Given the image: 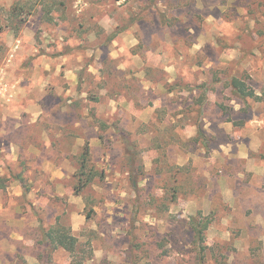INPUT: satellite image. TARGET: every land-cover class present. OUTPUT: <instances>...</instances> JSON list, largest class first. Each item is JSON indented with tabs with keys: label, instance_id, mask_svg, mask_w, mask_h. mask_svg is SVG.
I'll return each mask as SVG.
<instances>
[{
	"label": "rangeland",
	"instance_id": "obj_1",
	"mask_svg": "<svg viewBox=\"0 0 264 264\" xmlns=\"http://www.w3.org/2000/svg\"><path fill=\"white\" fill-rule=\"evenodd\" d=\"M199 212L202 264H264V0H0V264H200Z\"/></svg>",
	"mask_w": 264,
	"mask_h": 264
},
{
	"label": "trees",
	"instance_id": "obj_2",
	"mask_svg": "<svg viewBox=\"0 0 264 264\" xmlns=\"http://www.w3.org/2000/svg\"><path fill=\"white\" fill-rule=\"evenodd\" d=\"M228 86L230 87L232 93L240 98H256L259 99L260 96L255 92V90L248 84L245 77L242 76H232L228 80ZM90 156V145L86 141L83 145L82 160H81V171L78 175L77 184L74 187L75 192H79L82 188L91 182L93 179V172H85L87 163ZM91 170V169H90ZM20 179V176H15ZM89 217V215H87ZM212 218L209 215H203L201 212L197 215L192 216L189 220V224L192 230L193 243L196 246L197 254L196 259L202 264L207 245L205 244L206 238L205 233L208 229ZM44 239L54 248L60 247L64 250L70 252L73 256L77 247V238L71 233L70 227L61 224L57 218L56 222L51 225L43 233Z\"/></svg>",
	"mask_w": 264,
	"mask_h": 264
},
{
	"label": "crops",
	"instance_id": "obj_3",
	"mask_svg": "<svg viewBox=\"0 0 264 264\" xmlns=\"http://www.w3.org/2000/svg\"><path fill=\"white\" fill-rule=\"evenodd\" d=\"M57 92H58V90H57ZM20 108L22 110H25L23 105H20ZM27 110L37 112L38 115H39V113L45 112V108L42 105L40 106V104L38 105L36 103H32L31 105H29ZM27 153H30V155H37L36 159H40V160H43V158H49L50 157L49 149H47V151L45 149H43L40 152H34V151L32 152V150H29ZM44 153H46V155H44ZM62 158H63V156H62ZM51 167L52 168H50L49 170L51 172L52 178H54L55 176H61L63 174V168H60V167L56 168L53 166H51ZM42 169H43V167H42ZM14 178L17 180V177H14Z\"/></svg>",
	"mask_w": 264,
	"mask_h": 264
}]
</instances>
